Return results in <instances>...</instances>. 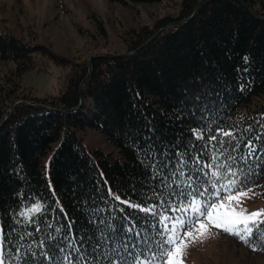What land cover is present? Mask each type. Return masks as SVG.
Masks as SVG:
<instances>
[{
    "label": "trees",
    "instance_id": "16d2710c",
    "mask_svg": "<svg viewBox=\"0 0 264 264\" xmlns=\"http://www.w3.org/2000/svg\"><path fill=\"white\" fill-rule=\"evenodd\" d=\"M198 2L180 0L174 16L126 30L117 49L90 57L91 70L90 58L63 56L0 21V64L5 65L0 72V227L7 229L10 264H68L65 256L77 264L81 254L91 259L111 249V243H104L110 226L123 230L125 220L141 228L145 220L155 223L137 206L159 203L160 198L150 191L155 182L139 163L129 133L139 136L151 124L155 141H163L158 147L170 144L184 152L196 145L193 154L217 128L236 132L245 143L252 139L258 151L264 145V139L256 140L264 135V0H243L246 6L241 0H203L192 17ZM98 29L105 39L104 25ZM50 66L58 67L63 77L55 93L40 95L25 85V75L48 72ZM240 84L246 87L241 90ZM193 93L201 99L194 101ZM20 101L25 103L11 112ZM193 103L195 117L188 107ZM203 125L210 130L204 140H197L191 129ZM89 130L103 132L119 156L86 147L83 135ZM239 167L248 171L242 162ZM263 179L264 174L253 175L247 183L252 188ZM173 190L175 185L164 189V198ZM37 200L55 211L26 224L18 213ZM86 217L95 220V227ZM70 222L71 233L64 227ZM81 232L91 241L82 243Z\"/></svg>",
    "mask_w": 264,
    "mask_h": 264
},
{
    "label": "snow or ice",
    "instance_id": "6c2138e0",
    "mask_svg": "<svg viewBox=\"0 0 264 264\" xmlns=\"http://www.w3.org/2000/svg\"><path fill=\"white\" fill-rule=\"evenodd\" d=\"M248 59L244 57L246 64ZM247 71L248 68L245 67L244 72ZM245 87V84H240L241 90ZM192 99L198 101L201 96L193 93ZM188 107L195 117V103ZM205 114L206 109L201 118ZM261 126L264 127V124ZM208 130V125L191 129L197 140H204ZM128 135L139 163L148 178L155 182L150 189L151 193L160 198L159 203L145 202L137 206L141 212H147L155 223L145 220L146 227L141 228L136 222L125 220L123 230L119 226H110V233L105 235L104 243H111V249H105L99 256L91 259L81 254L77 258V264L85 261L86 264H92V260L96 264H102V261L103 264H184L187 248L193 243L202 242L213 229L217 230V234L223 232L237 238L253 251L264 250V211L249 213L243 207V201L252 192L248 179L253 175L264 174V145L258 151L257 144L252 139L245 143L236 132L217 128L208 136L205 144L199 146V151L193 154L191 149L196 145L186 146L184 152L178 146L170 144L158 147V143L163 144V141H155V127L151 124L148 125L147 132H141L139 136L134 133ZM218 137L220 139L217 143ZM261 139H264V135L258 134L256 140ZM242 143L244 152H241ZM169 148H175V152H169ZM209 152L210 159L205 160L204 157ZM236 153H240L239 157ZM239 162L247 165L248 171L239 167ZM172 185H175L176 190L165 199L163 191ZM109 192L111 193V189ZM55 195L53 190V196ZM148 199L151 200V196ZM84 203H88L87 199ZM122 203L133 206L131 202ZM56 207L62 211L58 198ZM48 211L55 209H49L47 204L37 200L20 211L18 216L26 224H32L37 222L34 219L37 215L44 216ZM86 223L93 227L96 225L95 220L87 217ZM64 227L71 233L74 222ZM79 236L82 243L92 239L83 232ZM6 244L7 229L0 227V264H10L12 259L6 255ZM99 247L98 243L92 251L96 252ZM73 250L80 251L79 248ZM44 255L51 260L50 253ZM63 259L72 264L69 256ZM24 264H28V261L25 260Z\"/></svg>",
    "mask_w": 264,
    "mask_h": 264
},
{
    "label": "rangeland",
    "instance_id": "374dc122",
    "mask_svg": "<svg viewBox=\"0 0 264 264\" xmlns=\"http://www.w3.org/2000/svg\"><path fill=\"white\" fill-rule=\"evenodd\" d=\"M179 1L123 4L109 0H0V21L3 27L28 41L39 42L63 56L89 59L117 49L120 35L131 27L151 24L165 15L174 16L179 11ZM99 25L107 30L105 39ZM4 66L0 64V72ZM44 72L25 75V85L40 95L55 93L63 79L59 68L50 66ZM83 136L86 147L119 156L117 147L103 132L89 130ZM243 207L249 213L264 211V179L252 187ZM184 264H264V253L251 251L237 238L223 232L217 234L213 229L202 242L187 248Z\"/></svg>",
    "mask_w": 264,
    "mask_h": 264
},
{
    "label": "water",
    "instance_id": "95a60500",
    "mask_svg": "<svg viewBox=\"0 0 264 264\" xmlns=\"http://www.w3.org/2000/svg\"><path fill=\"white\" fill-rule=\"evenodd\" d=\"M202 2H203V0H199L198 5H197V7H196V9H195V11H194L192 17L198 12L199 8L201 7ZM241 2L244 4L243 0H241ZM244 5H245V4H244ZM245 6H246V5H245ZM192 17H191V18H192ZM189 19H190V18H189ZM189 19H186V20H184V21H178L176 24L186 22V21H188ZM169 26H170V25H169ZM162 30H164V28L160 29L159 32L162 31ZM151 40H153V39H151ZM151 40H150V41H151ZM150 41H149V42H150ZM149 42H148V43H149ZM148 43H146V44H148ZM127 54H128V53H127ZM89 70H91V58H90V60H89ZM80 95H81V97H82V86L80 87ZM24 103H25L24 101H20V102H18V103H17V104L11 109V112L14 110V108H15L17 105H19V104H24Z\"/></svg>",
    "mask_w": 264,
    "mask_h": 264
}]
</instances>
